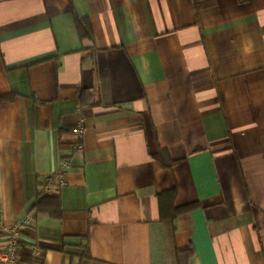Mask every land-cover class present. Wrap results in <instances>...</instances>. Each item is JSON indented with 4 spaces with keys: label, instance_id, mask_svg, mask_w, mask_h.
<instances>
[{
    "label": "crops",
    "instance_id": "crops-1",
    "mask_svg": "<svg viewBox=\"0 0 264 264\" xmlns=\"http://www.w3.org/2000/svg\"><path fill=\"white\" fill-rule=\"evenodd\" d=\"M16 233L24 264H264V0H0Z\"/></svg>",
    "mask_w": 264,
    "mask_h": 264
},
{
    "label": "built area",
    "instance_id": "built-area-1",
    "mask_svg": "<svg viewBox=\"0 0 264 264\" xmlns=\"http://www.w3.org/2000/svg\"><path fill=\"white\" fill-rule=\"evenodd\" d=\"M81 135L84 134L83 130L79 131ZM79 150H82V147H78ZM17 227H20L17 225ZM34 260L31 264H39V259L36 257L35 252H33ZM0 264H24L21 257V247H20V238L18 233L14 234L11 239L8 241L7 247L0 251Z\"/></svg>",
    "mask_w": 264,
    "mask_h": 264
},
{
    "label": "trees",
    "instance_id": "trees-1",
    "mask_svg": "<svg viewBox=\"0 0 264 264\" xmlns=\"http://www.w3.org/2000/svg\"><path fill=\"white\" fill-rule=\"evenodd\" d=\"M185 210H189V208L185 209ZM24 254V253H23Z\"/></svg>",
    "mask_w": 264,
    "mask_h": 264
}]
</instances>
